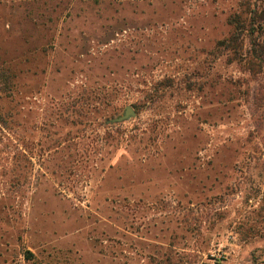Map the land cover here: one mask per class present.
I'll list each match as a JSON object with an SVG mask.
<instances>
[{"label": "rangeland", "instance_id": "1", "mask_svg": "<svg viewBox=\"0 0 264 264\" xmlns=\"http://www.w3.org/2000/svg\"><path fill=\"white\" fill-rule=\"evenodd\" d=\"M256 6L0 0V264H264Z\"/></svg>", "mask_w": 264, "mask_h": 264}, {"label": "trees", "instance_id": "2", "mask_svg": "<svg viewBox=\"0 0 264 264\" xmlns=\"http://www.w3.org/2000/svg\"><path fill=\"white\" fill-rule=\"evenodd\" d=\"M254 27H261L262 29H264V6L261 8L259 6H256V9L252 11L249 28L254 30ZM239 43L240 42L238 41V37L235 36H230L223 42L225 47L228 48L233 55H236L238 50L240 49ZM262 52H264L262 44H260L259 42H255L252 56H254L256 61H259V63L264 62V59H262Z\"/></svg>", "mask_w": 264, "mask_h": 264}, {"label": "water", "instance_id": "3", "mask_svg": "<svg viewBox=\"0 0 264 264\" xmlns=\"http://www.w3.org/2000/svg\"><path fill=\"white\" fill-rule=\"evenodd\" d=\"M135 113H134V110L130 107V106H127L124 110V113L123 115L119 116L118 118H115L113 120H116V121H121L123 119H126L130 116H133Z\"/></svg>", "mask_w": 264, "mask_h": 264}]
</instances>
